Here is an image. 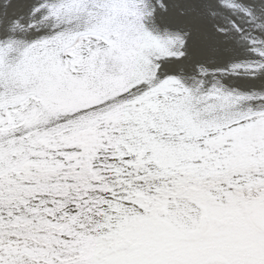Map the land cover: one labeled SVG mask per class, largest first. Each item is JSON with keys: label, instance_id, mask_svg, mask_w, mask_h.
Masks as SVG:
<instances>
[{"label": "snow or ice", "instance_id": "6c2138e0", "mask_svg": "<svg viewBox=\"0 0 264 264\" xmlns=\"http://www.w3.org/2000/svg\"><path fill=\"white\" fill-rule=\"evenodd\" d=\"M0 264H264V0H0Z\"/></svg>", "mask_w": 264, "mask_h": 264}, {"label": "bare ground", "instance_id": "6f19581e", "mask_svg": "<svg viewBox=\"0 0 264 264\" xmlns=\"http://www.w3.org/2000/svg\"><path fill=\"white\" fill-rule=\"evenodd\" d=\"M201 54L197 57V59H204L203 50H200Z\"/></svg>", "mask_w": 264, "mask_h": 264}]
</instances>
